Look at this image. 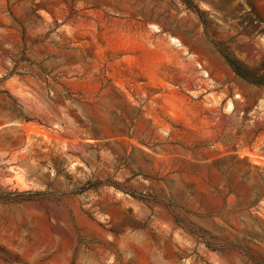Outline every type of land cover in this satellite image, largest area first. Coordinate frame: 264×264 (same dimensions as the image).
<instances>
[{"label": "rangeland", "instance_id": "374dc122", "mask_svg": "<svg viewBox=\"0 0 264 264\" xmlns=\"http://www.w3.org/2000/svg\"><path fill=\"white\" fill-rule=\"evenodd\" d=\"M216 44L264 75V0H0V264H264V88Z\"/></svg>", "mask_w": 264, "mask_h": 264}, {"label": "trees", "instance_id": "16d2710c", "mask_svg": "<svg viewBox=\"0 0 264 264\" xmlns=\"http://www.w3.org/2000/svg\"><path fill=\"white\" fill-rule=\"evenodd\" d=\"M195 9L202 23L206 25L207 21L203 17L204 13L196 7ZM216 47L218 48L219 52L224 57L225 61L227 62L229 67L232 69L235 75H237L238 77L242 78L243 80L255 86L264 88V75L259 74L258 72L247 68L239 60H237L236 58L231 56L229 53L224 51L221 47H219V45L216 44Z\"/></svg>", "mask_w": 264, "mask_h": 264}]
</instances>
